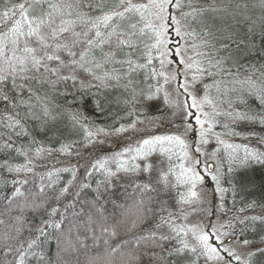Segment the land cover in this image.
Returning a JSON list of instances; mask_svg holds the SVG:
<instances>
[{"label":"snow or ice","instance_id":"snow-or-ice-1","mask_svg":"<svg viewBox=\"0 0 264 264\" xmlns=\"http://www.w3.org/2000/svg\"><path fill=\"white\" fill-rule=\"evenodd\" d=\"M185 7H187L188 11H181ZM204 11L205 9L196 6L195 0H23L20 3H12L11 6L5 0L3 10L0 11V102L4 104L3 113H6V115L0 114V124H2L6 132L0 133V139L4 140L3 144H0V151L13 149L14 144L11 142L13 134L16 136L26 135L20 114L15 109L24 105L32 115H35V112L32 111L33 106L29 103L33 98L38 102H43L42 111L44 117L55 119L47 106V95H39L30 82L35 80L38 84L47 83L51 87H55L61 82L66 83L71 80L75 85L77 71L91 75L105 87L112 80L117 81L116 86H121L120 81L123 76L130 77L132 73L140 70H145L146 79L149 76L154 79L162 78L165 85L170 81H177V92L180 93V90H183V93L187 94L183 105L185 130L197 131L188 122V117L194 116L195 125L199 126L198 143L207 144L208 140L206 137L212 132L215 117L220 115L213 100L208 96V90L212 87H217L219 90L220 82L205 85V95L201 98H198L194 91H189V89L192 88L194 90L196 82L205 75L215 76L223 71H228L231 74L230 70H225L223 67L225 61L231 58V53H229L228 57L217 58V56L204 51V49L214 46L213 40L215 39L214 34L210 31L211 21L203 18ZM176 12H179V16L175 14ZM190 19L201 25L199 31L187 23ZM182 21L185 23L182 24ZM170 27H174L176 36L180 37L184 43L177 46L174 55L179 57V60L177 61V66L169 72L166 70L171 64L168 57L173 55L168 47L167 39ZM225 38L230 42L222 44V49L230 48L233 43L239 48L240 44L243 43V41L237 42L233 40L231 34ZM145 40L148 42L145 43ZM113 42L115 43V49L105 52L103 50L104 46L112 45ZM141 45H143L142 48ZM78 47L80 50L77 52L75 49ZM125 49H128V51H124ZM97 51H99V55H96ZM118 51L123 52L124 59H116ZM61 52L68 57L67 60L60 55ZM133 56H136V59H133ZM141 59L144 60V63L139 62ZM154 59L159 60L160 70L157 71L153 67L148 71ZM53 64H55L54 67L52 66ZM108 64H120L122 68L127 65V70L123 74L116 68L107 70L105 66ZM65 68L70 69L67 75L62 74V70ZM53 76L55 80L51 79ZM181 77H183L182 81L180 80ZM236 82L248 86L249 94L258 100L261 111L255 113L251 111L229 112L227 115L234 120L255 122L259 119L260 123L264 124V85L257 87L251 78ZM80 83L81 87L85 86L83 81ZM132 84L133 81L129 78L123 87L128 90ZM25 89L29 93L27 101L22 98V93ZM162 89L163 85L159 84L158 81L155 92L159 93ZM34 93L35 97L33 96ZM137 95L144 96L146 100H152L155 94L151 91V86L147 94L142 89L137 92L133 87L130 92L131 98L125 103L134 105L138 102ZM188 99L191 100V104L187 102ZM165 103H171L168 100L167 93H165ZM204 105H211L213 111L211 113L203 111ZM97 106L99 107V102H97ZM177 107L179 108V105ZM191 109H196L197 111L193 113ZM129 115H132V113H129ZM72 118L76 123L81 120V116L78 113H74ZM129 130L135 133L141 132V129L137 127L136 120H133L128 125H120L112 129L116 134ZM85 132V142L89 144L93 142L95 135L101 133L109 134L103 128L97 129L96 133H93L90 129H85ZM31 143L38 144L39 142L33 139ZM72 143L75 144L77 142L73 141ZM100 143H103V141H100ZM164 144L179 149L181 163L179 165L180 172L176 175V180L180 183L190 184L194 189L201 180V176L197 172V167L201 161L198 155L195 157L189 155L188 144L180 134L141 136L136 141L135 146L129 143L128 147L123 149L122 152L115 153L110 158L106 157L96 160L92 165V169L103 171L106 178L115 175L109 168L111 162L116 163L117 170H135L139 167L134 163L135 160L138 157H147L150 153L156 151L157 146H161L162 151L173 152V147L164 149ZM68 147L70 146L62 145L60 151L64 152ZM228 147L234 146L228 145ZM16 151L18 154L25 156L28 164L32 162L28 157V152L31 151V148L28 150L17 148ZM43 151L45 149L42 146L36 147V156H39ZM195 153L201 154L199 146L195 147ZM125 154L129 156L127 161L121 159ZM125 165L128 166L125 167ZM4 167L9 172L33 171V168L28 167L27 164L13 167L7 161H5ZM148 167L146 165L145 170ZM63 171H72L73 175L75 173V169H64ZM169 171L172 172L173 169L170 168ZM88 174L90 175L91 172ZM51 175V172L48 173L49 177ZM43 179L44 177L41 176V180ZM213 179L219 184L218 176L213 177ZM161 181L165 185L169 183L167 174L161 175ZM13 183L18 185L27 183V181H13ZM47 187H53V185L49 184ZM142 188L146 190L149 185H144ZM44 189L45 186H42L40 192L43 193ZM68 191L69 187L66 185L60 190L57 199ZM219 191H223V189H219ZM76 195L78 196L79 192ZM191 196L197 197V193L192 191ZM20 197H24V202L22 205H17V207L22 210H37L42 206V202H37L35 199L29 200L19 186L14 188L7 200L11 203ZM193 210L195 211V209ZM149 211L150 209L144 207L143 200L136 201L126 207L122 215L131 218V227L126 231L131 233L136 229L140 223L146 220ZM56 212L57 209L53 208L49 215H55ZM16 219L19 221L20 217ZM253 219H256V217H253ZM62 220L63 216H61ZM168 222L167 218L161 217V224L157 225V227H161ZM239 223H245V221L241 220ZM47 227L60 229L62 223L46 222L45 227L37 229L39 236L45 235ZM206 227H210L212 231H206L204 227L199 226L189 229L197 242V245L191 247L190 251L195 255L199 248V255L196 256V260L202 256L205 264L213 260L215 264H231L232 260L237 261V264H250V258L255 255L254 252H248L247 257L237 254L231 247L226 246V242L223 239H220L221 236L228 235V233L219 232L217 225L211 224L210 221ZM219 227L223 228L225 225H220ZM228 227H231V224ZM100 228L102 233L109 234L108 227H105L103 223L100 224ZM14 230L19 234L20 228H15ZM173 230L175 231L176 229ZM110 234L112 236L116 235L115 225L112 227ZM213 237L215 238V246L210 242ZM169 239L171 237L162 234L157 235L156 231L149 229L145 230L142 235H132L130 239L121 241L111 251L115 253L124 245L132 243L137 248L141 245L145 248H162L158 241ZM38 240L39 237L31 239L28 242L27 249H23V244H21V248L15 250L18 254L17 264H23V257L28 253V250L38 244ZM243 243L247 245L249 241L245 240ZM261 243L264 244V239H262ZM181 244L182 247L173 249L168 254H180L185 249H189V245L186 242L181 241ZM12 251L11 247H6V254ZM221 251L226 253L227 258L221 255ZM257 251H264V249H258ZM152 256L154 259L157 258L155 253ZM196 260H193L192 264H196Z\"/></svg>","mask_w":264,"mask_h":264},{"label":"trees","instance_id":"trees-1","mask_svg":"<svg viewBox=\"0 0 264 264\" xmlns=\"http://www.w3.org/2000/svg\"><path fill=\"white\" fill-rule=\"evenodd\" d=\"M20 2H23V0H7L9 6H11L12 3ZM195 2L197 7L205 9L203 18L211 21L212 26L210 31L215 36L213 40L214 46L204 51L217 56V58L228 57L229 53H231V58L227 59L223 65L224 69L230 70L231 74H229L228 71H223L215 76L205 75L197 82L204 85H212L214 82H220V91H217V87L209 89V92L213 93L212 96L215 97L217 103L220 105V110L222 109L228 113L241 112L244 109L243 107L248 103L247 105L250 108L248 109L249 111L253 113L260 112V104L253 95L249 94L247 96V100L249 99V101L239 102V100H235L233 102L224 100L220 93L224 83L229 82L235 84L238 83L236 81H243L246 78H251V80L256 83L257 87L264 85V0H195ZM4 3L5 0H0V11L3 10ZM184 9L188 11L187 7ZM183 23L185 22L183 21ZM187 23L197 31L201 28V25L194 20L190 19ZM229 34H231L233 40L237 42L243 41L239 48H237L235 43L228 49L221 48L222 44H228L230 42L225 38ZM147 42L148 41L145 40V43ZM109 46L105 45L103 50L107 52L115 49L114 42L111 47ZM142 47L143 45H141V48ZM218 49L219 51H217ZM75 50L78 52L80 48L78 47ZM124 51H128V49ZM96 55H99V51H97ZM63 58L65 60L68 59L64 53ZM124 58L123 52L118 51L116 59L120 60ZM133 59H136V56H133ZM139 62L144 63V60L141 59ZM105 67L107 70L116 68L120 70L121 74L125 73L127 70V65L122 68L120 64H108ZM153 67L157 69L155 59L153 60V64L149 66L148 71ZM65 69L67 71L63 75H67L70 72V69ZM76 76L77 81L75 85L71 80L66 83L61 82L55 87H51L47 83L41 85L36 83L35 80L31 81L32 87L37 90L39 95H47V106L55 119L44 117L42 111L44 106L43 102H38L33 98L29 103L33 106L32 111L35 112V115H32L29 109L24 105L15 109V111H18L20 114L26 135L16 136L13 134L11 141L14 144L13 149L0 151V221H2V223H0V243L8 239L9 230L16 226L18 222H21L20 225L26 226L30 233L25 239L13 237L10 242H7L8 245L12 241L18 240V242L23 244V249H27L28 242L31 239L39 237L38 244L28 250V253L23 257V264H92L96 262L107 264L103 259V255L108 253L104 249L101 251L99 250L103 242H101V244L99 240L94 243L90 242L94 237V234L92 235L90 230L93 232L95 231L94 224L90 225V223L97 220L95 214H93V216L88 214L85 223L80 225H76L74 220L76 216L67 218V221L62 222V227H66V229L63 230V235L71 236V238L74 236L77 241L84 242L82 245H72L66 250L63 236L62 241L59 239L58 232L61 231V228L55 229L47 227L45 235L39 236L37 229L45 227L46 222L51 223L52 218H54V215H49L52 209L39 210L33 215L32 213H23L20 210L21 208L17 207V205L23 203V197L11 203L7 200V197L14 191L16 184L13 183L15 171L9 172L4 167L5 161L13 167H19L28 163L25 156L18 154L16 151L17 148H22L24 150L31 148V151L28 152V157L31 160L32 157L36 156V147L42 146L46 152L56 154H64L69 152V150L81 148L88 144L85 142V129H90L93 133L100 128L105 129L106 132H113L112 129L114 127L128 125L135 119H142L145 112L149 111V107L160 99L159 94H161V91L159 93L155 92L158 79H154L151 76L146 79L145 70L132 73L130 77L123 76L120 81L121 86H116L117 81L112 80L109 82V85L105 87L91 75H86L81 71H77ZM129 78L133 81V84L129 86L128 90H125L123 85L127 83ZM51 79L55 80V77L53 76ZM81 81H83L84 87H81ZM150 86L151 91L155 94L152 100H146L144 96L137 95V103L134 105L125 103V101L131 98L130 92L133 87L137 92L142 89L144 93L147 94ZM238 86L239 83L233 87L237 88ZM244 86H246V84H244ZM28 96V90L25 89L22 93V98L27 101ZM33 96L35 97V93ZM229 101L233 103H223ZM97 102H99V107L97 106ZM3 109L4 104L0 102V114L6 115V113H3ZM74 113H78L81 116L79 123L73 120L72 117ZM129 113H132V115H129ZM221 130L232 133L234 137L238 138L251 136V139H259L264 147V124L260 123L259 119L255 122L237 119V122L230 123ZM5 132L6 130L2 127V124H0V133ZM33 139L39 143L32 144L31 142ZM73 141L77 143L73 144ZM3 142L4 140L0 139V144H3ZM62 145L70 147L62 152L60 151ZM221 165H224L222 170L227 171L226 173L229 176V183H227V185L230 186L234 193L230 201L229 199L225 200L226 209L229 213L238 214L237 216L245 215L243 219L245 223H240L239 225V239L241 241L247 240L249 241V245H258L262 247L260 249H264V244L261 243L262 239H264V159H257L255 157L247 163H244L242 168L239 169L238 174L229 171V168H227L228 166H233L230 158L225 162L222 161ZM72 175V171H62L59 173L56 172L51 175V177H48L46 181L53 185V187H50V191L54 190V194L60 193L59 191L70 182ZM105 178L106 175L104 172H98L94 175L93 180L90 181L89 184L92 189L90 191L86 190L87 192H85L88 202L94 200L95 192L98 194L100 190L106 191L107 187L103 189ZM130 192L137 193V191L135 192L133 190ZM98 196L100 200H98L99 202L97 203L105 205L103 212L105 208L111 211L108 205L109 203L104 201V197L102 196V199L99 194ZM118 201L113 204L114 209L117 210L114 215L117 217L116 215L120 212L119 216L121 218H126L122 215V212L128 207L126 206L128 203L125 205V201ZM132 204L133 203L130 205ZM145 206L146 204H144V207ZM118 208H120V210H118ZM147 208L149 209V207H146V209ZM253 213L257 214L253 216ZM17 217H20L19 221L16 219ZM253 217H256V219H253ZM155 219L158 220V218ZM79 221H81V217ZM107 221L108 218L106 217V220L104 222L100 221V223L109 225ZM96 224L98 225V220ZM157 224L160 225L161 220H159ZM139 225H144V228L147 227L146 224L140 223ZM164 225L165 223L163 226L158 227V229L167 226ZM86 230L88 232H86ZM174 232V230L173 232L171 230L164 234L171 237V239L162 241L168 246L164 248L163 252L158 255L157 258L154 259L152 255L151 257H147L143 254L139 257V259L143 260L141 263L192 264V261L196 260V255L188 249H185L184 252L180 254H168L169 251L181 245L180 233ZM158 235L161 234L159 233ZM85 243L88 247L85 246ZM1 247L0 245V251L2 250ZM19 247L21 248V245ZM84 247H86V249H84ZM80 249L83 251H80ZM147 250H149V248H147ZM66 252L70 253L72 257H70V255L65 256ZM149 253L150 252H147V254ZM4 254H6V250L0 252V255H3L0 256V260L1 257H4ZM129 254L134 255L133 253ZM79 255H81L80 258L78 257ZM145 258H149V260L144 261ZM17 259V253H11L6 257L7 264H17ZM250 264H264V251L255 252V255L250 258Z\"/></svg>","mask_w":264,"mask_h":264},{"label":"rangeland","instance_id":"rangeland-1","mask_svg":"<svg viewBox=\"0 0 264 264\" xmlns=\"http://www.w3.org/2000/svg\"><path fill=\"white\" fill-rule=\"evenodd\" d=\"M181 11H186V9L183 8ZM175 14L179 16V12H176ZM167 39L168 47L173 53V55L168 57L171 64L166 69L170 72L177 66V61L179 60V57L174 55L175 50L177 46L183 44L184 41L176 36L174 27L169 28ZM109 47H111V45ZM60 55L63 57V52H61ZM155 60L157 65L156 70L159 71V60ZM52 66L54 67L55 64ZM66 71V69H63L62 74L66 73ZM157 79L160 82L159 84L163 85L161 94H159L160 99L155 101L153 105L149 107V111L145 112L142 119H135L137 121V127L141 129L140 133H135L131 130L120 134L107 132L109 134L105 135L101 133L93 137L92 143H88L81 148L69 150V152L64 154L43 151L39 156L32 157V162L30 164L27 163L28 167L33 168L32 172H14V181H27V183L16 184V186L21 187V191L24 192L25 196H27L29 200L35 199L37 202H42V206L37 210H20L23 213H32L34 215L39 210L55 208L57 209V212L54 215V218H52V222L62 223L63 221H67V218L76 216L74 219L76 225L85 223L88 214L92 216L95 214L98 220V225L96 224L97 220L90 223V225L94 224L95 227L94 232L90 230V233L92 235L94 234V237L90 242L94 243L97 240H99L100 244L103 242V245L100 246L99 250L101 251L104 249L107 251L108 254L103 255V259L107 264H142L141 262L143 260L139 259V257L143 254L147 257H151L152 253L157 254V256L160 255L164 248L168 246L162 241H158V243L162 245V248L149 247V250H147V248L144 246L142 247V245L137 248L136 245L132 243L124 245L115 253L111 251V249L115 248L121 243V241L130 239L132 235H142L145 233V230L149 229L156 231L157 235L159 233L164 235L165 233H168L171 230L173 232V229H176L174 233H180L179 236L181 241H184L189 245L188 250L190 251L191 247L197 245V242L189 229L194 226H199L204 227L206 231L211 232L212 229L206 227L209 225V221L211 224L217 225L219 232L228 233V235L221 236L220 239H223L226 242V246L231 247L237 254L247 257L248 252H257V250L262 247L251 244L245 245L243 241L239 239V221L243 220L245 215L237 216L238 214L229 213L226 209L225 200L229 199L230 201L232 196H234V193L230 186L227 185V183H229V176L226 173L227 171L222 170L224 165L222 166L221 162H225L230 158L233 166H228L227 168H229V171L238 174L239 169L242 168L244 163H247L255 157L257 159H264L263 143L260 142L259 139H251V136L238 138L234 137L232 133L221 130L225 125L237 122V120L231 119L232 117L227 115L228 112L219 109L220 105L217 103L215 97L212 96L213 93L208 90V96L213 100L216 105V110L220 115L215 117L216 121L213 124L212 132L206 137L208 143L199 144V126L195 125L194 116H189L188 122L191 123L197 131H186V124L183 122V105L187 98V94L183 93V90H180V93L177 92V81H170L165 85L162 78ZM180 80L182 81L183 77H181ZM236 84L238 83L234 84L226 82L223 84L220 95L224 100H230L233 102L235 100H239V102L247 100V96L249 95L247 90L248 86L239 83L237 88L233 87ZM204 86V84L196 82L194 90L190 88L189 91H194V94L198 98H201L205 95ZM165 93L168 95V100L171 101L170 104L165 103ZM230 101L223 103L230 104ZM247 101H249V99ZM187 102L191 104L190 99H188ZM247 104L243 107L244 109L241 112L249 111L248 109L250 108ZM177 105H179V108ZM157 109H159V111H157ZM191 111L195 113L197 110L191 109ZM203 111L211 113L213 108L211 105H204ZM205 127H207V125H205ZM168 134L182 135V138H184L188 144L189 155L192 157L199 156L201 163L197 167V172L200 174L201 180L196 184L194 189L190 184L180 183L176 180V175L180 172L179 165L181 163L179 149L164 144V149L173 147V152L169 153L166 150L162 151L161 146H157L156 151L150 153L147 157H138L135 160L134 163L139 166L135 170H117L115 162L109 164V168L115 173V175L105 178L103 189H106V187L107 189L106 191L100 190L98 194L102 199L104 197L105 202L109 203L108 205L111 211L105 208V211L103 212L105 205L97 203L100 198L96 192L94 194V200L88 202L85 192L92 189L89 186L90 181L93 180L94 175L98 172H103L92 169V165L96 160L106 157L110 158L115 153L122 152L123 149L128 147L129 143L135 146L136 141L139 140L141 136L147 137L150 135ZM100 141H103V143H100ZM221 141H223V143H221ZM228 145H233L234 147H228ZM196 146L201 148V154L195 153ZM121 159L126 161L129 160L128 154H125ZM146 165L149 166L147 170H145ZM127 166L128 165H125V167ZM170 168L173 169L172 172L169 171ZM64 169H75V173L72 175V179L70 180L71 183L67 184L69 191L57 199L59 193L54 194V190L50 191V187H47L49 183L46 180L49 177L48 173L51 172L53 175L56 172H62ZM89 172H91L90 175L88 174ZM162 174H167L169 181L167 185L161 181ZM41 176L44 177L43 180H41ZM216 176H218L219 184L213 179V177ZM144 185H149V188L146 190L143 189L142 186ZM42 186H45L43 193L40 192ZM219 189H223V191H219ZM131 190L135 192L137 191V193H131ZM192 191L197 193V197L191 196ZM77 192H79L78 196L76 195ZM22 199L24 202V197ZM118 200L125 201V205L128 203L126 206H129L136 201L143 200L144 204H146L145 208L149 207L150 209L147 213L146 220L144 223L142 222V224H146L147 227L144 228V225H139L131 233L127 232L126 230L131 227V218H121L119 216L120 212L116 215L117 217L114 215L117 210L114 209L113 204ZM193 209H195V211ZM118 210H120V208H118ZM254 214L257 213H253V216H255ZM61 216H63L62 221ZM80 217L81 221H79ZM106 217L108 218L107 222H109V225L104 226L108 227L109 234L102 233L99 226V224H101L100 221L104 222ZM161 217L167 218L169 222L165 223V225H167L166 227L158 229L157 223L161 220ZM155 218H158V220ZM20 223L18 222L16 226L9 230L8 239H5L4 242L0 243L2 246L1 251H5L6 247H11L13 249L11 253H16L15 250L20 248L19 246L21 243L18 242V240L12 241L9 245L7 244V242H10L13 237L25 239L30 233L29 229H27L26 226H22V224L20 225ZM229 224H231V227H228ZM114 225L116 226V235L112 236L110 233ZM220 225H225V227L220 228ZM16 227L20 228L19 234L14 230ZM65 229L66 227H61V231L58 233L61 241L63 236L66 250L72 245L78 246L84 243L83 241H77L74 236L73 238L68 235L64 236L63 230ZM86 232L88 231L86 230ZM105 241H107V243H105ZM210 242L215 246L214 237L210 239ZM85 246L88 247L86 243ZM86 247H84V249H86ZM180 247H182V244L178 246V248ZM81 249L80 251H83ZM147 252L150 253L147 254ZM129 253H133L134 255ZM10 254H4V257H1L0 264H7L6 257ZM69 255L70 253L66 252L65 256ZM195 255H199V248ZM221 255L227 258L226 253L222 251ZM70 257H72V255H70ZM78 257L80 258L81 255ZM147 260H149V258L144 259V261ZM92 264L100 263L96 262ZM196 264H205L204 258L201 256ZM208 264H215V261H208ZM231 264H237V261L232 260Z\"/></svg>","mask_w":264,"mask_h":264}]
</instances>
